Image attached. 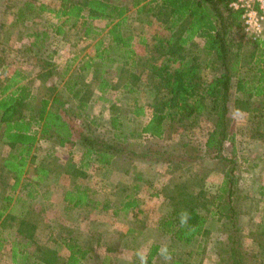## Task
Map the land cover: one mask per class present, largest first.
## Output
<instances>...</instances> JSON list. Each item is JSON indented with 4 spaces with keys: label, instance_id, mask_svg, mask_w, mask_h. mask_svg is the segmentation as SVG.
Segmentation results:
<instances>
[{
    "label": "trees",
    "instance_id": "1",
    "mask_svg": "<svg viewBox=\"0 0 264 264\" xmlns=\"http://www.w3.org/2000/svg\"><path fill=\"white\" fill-rule=\"evenodd\" d=\"M56 1L53 7L40 3L37 8L53 12L63 23L72 19L75 24L82 19L83 35L96 38L94 53L78 59L77 72L68 77L66 90L57 91V77L63 75L56 74L53 53H46L43 48L51 24L25 33L29 41L24 51H33L34 65L40 68V78L44 81L37 86L43 87L34 89L28 75L17 68L2 76L8 62L0 49V171L3 173H0V189H7L0 206V227L5 229L8 220L11 231L7 234L17 232L29 241L35 237L37 222L30 220L31 211L17 213L8 206L15 190L18 194L22 192L27 200L49 195L47 186L40 185V191L38 186L55 167L36 163L33 165L35 177L27 179L24 175L38 140L53 137L60 145L77 143L81 149L78 165L69 160L65 165H55L62 167L60 178L68 180L63 191L64 211L72 215L74 210L86 208L89 213L105 211L109 217L103 219L96 214L95 217L104 222L101 230L94 229L95 217L88 219V229L92 231L86 237L79 230L61 237L60 242L67 249L65 255L51 249L56 240L49 245L38 243L32 252L33 258L13 245L12 263L117 264L110 262L109 242L119 248L114 252L117 255L125 247L136 252L138 230L131 227L121 230L115 226L119 218H127L131 213L136 216L140 183L145 182L138 163L150 159L166 167L168 174L159 188L164 197V209L154 228L159 232L157 235H169L167 247L175 245L176 241L196 242V254L205 252L207 234L216 228L221 232V237L213 243L217 264H250L252 258L264 264L261 221L259 234L252 237L260 251L248 250L245 246L248 236L239 232L243 229L239 222L240 201L245 196L237 186V172L244 167L237 166V137L228 129L231 110L239 109L245 112L247 121L253 123L254 130L264 135V34L243 40L242 11L229 5L232 0ZM35 5L34 0H21L13 11V20H25L27 12L37 11ZM131 12L140 24L155 25L151 41L145 35H138L146 56L134 42L136 34ZM87 19H103L105 23L98 28L87 23ZM63 26L52 23L51 27L60 34L65 31ZM195 36L202 37L201 52L208 56L204 66L211 70L208 77H204L197 56L188 51ZM115 79L121 81L122 93L113 99L105 94L114 88ZM95 94L106 105L105 114L90 109L83 111ZM69 97L76 101L74 107L68 105ZM146 107L151 109L148 120H144ZM203 121L207 128L198 133L195 128ZM170 122L176 123L174 129L178 136L164 146L161 140ZM100 125L107 129L100 131ZM93 131L102 135H95ZM147 135L156 137L158 142H148ZM130 142L142 145L143 150L126 149ZM226 145L230 146L227 153L223 151ZM208 148H214L215 154H207ZM121 153L131 154L137 160L131 171L133 182L121 179L118 172L111 174L108 191L101 192L102 197L97 198L98 191L88 183V169L100 172ZM219 158H225L229 165L220 186L211 187L206 179L211 167H204L205 160ZM187 180L190 183L186 184ZM21 198L22 195H17L14 200ZM182 212L189 214L185 227L180 225ZM11 220L15 221L11 223ZM4 238L0 237V250ZM87 238L94 243L93 247L86 245ZM159 250L160 244L152 242L146 250L148 264H186L185 256H177V250L171 249H168V261L158 263ZM134 264H139L138 259Z\"/></svg>",
    "mask_w": 264,
    "mask_h": 264
},
{
    "label": "rangeland",
    "instance_id": "2",
    "mask_svg": "<svg viewBox=\"0 0 264 264\" xmlns=\"http://www.w3.org/2000/svg\"><path fill=\"white\" fill-rule=\"evenodd\" d=\"M21 0H0V22L3 21V24H0V49L1 51L5 52L6 59L8 64L5 66L6 69L4 70V73H2V76H5V74L11 72L12 69L17 68L23 71V73L27 74V79L32 80V85L35 87L34 89H37L38 87H43L42 85H39L41 82L44 83L43 80H41L42 75L40 74V68L38 65H34L33 62V51H24L25 46L29 41V38L27 35H25L26 32H30L32 29H38L42 30L46 24H51L47 28V36L44 41V51L46 53L55 51V47L57 45H60L61 42L64 44L67 42H79V40L82 41V43H85L84 37H83V31H84V24H82V19H78V21L75 22V24H72V19L68 22L63 23L61 20L57 19L53 12H50L49 10L39 11L37 8V5L40 3L46 4L48 7H53L57 4L56 0H34L35 2V9L36 12H27V18L23 20L22 22H16L14 21V15L13 11L15 10L16 6L19 5V2ZM15 3V5H12ZM133 15V17H132ZM130 17L133 19H130L133 21V27L136 34V37L134 38V42H136L137 45H139V50L141 51V54L143 56H146V52H143V46L139 44V36L138 35H145L149 41L150 36L152 32L155 29V25H147L145 23L140 24L136 20L135 14L133 12L130 13ZM35 19V20H34ZM38 20V22H35ZM62 22V23H61ZM91 22L93 25L97 26L98 28L102 27L105 23V20H89L87 19V23ZM56 23H60L61 25H64L65 27L64 33H56L54 32L53 28L51 27ZM164 32V31H162ZM243 35V40L248 38V34L245 33V31L242 29L240 32ZM21 36V37H19ZM88 42H93V38L87 37ZM90 39V40H89ZM80 43V44H82ZM201 45H202V37L201 36H195L188 45V51L191 55H196L199 59L201 66H202V73L204 77H208L211 74V70L209 67L204 66V62L207 61L208 56H205L201 52ZM58 48H60L58 46ZM46 49V50H45ZM54 54V53H53ZM195 56V57H196ZM44 57V56H43ZM4 67V68H5ZM41 75V76H40ZM41 77V78H40ZM46 85L49 84V81L45 83ZM62 91V90H61ZM61 97H63V94L60 92ZM108 97H111L114 99V96H116L115 92L110 91L106 93ZM92 101V105L90 108L86 106L83 111L89 110L92 112H101L106 113V105L102 104L101 99L96 97V94L90 99ZM76 103V101H74ZM69 97L68 99V105L71 107L75 106L74 103ZM107 103V102H106ZM173 125V127H172ZM228 129L230 132H233L237 137V149H236V155L235 159L237 160V166L238 167H247L243 168V174H248L250 177H253L256 179L259 178L261 181H264V135H260L259 132L255 131L253 128V123L248 122L246 119V114L244 111H241L239 109H233L231 110L230 117H229V124ZM201 126V128H200ZM196 127L195 130H197L198 133H202L201 131H205L207 128L206 122H202L201 125ZM99 130L103 131L107 128L104 125L99 126ZM176 127L175 122H170L167 124V137L162 138L161 144L164 146L167 144H171L170 141H172V136H174V128ZM200 128V129H199ZM252 131H255V133H252ZM93 133L95 135H98L99 133L96 131ZM102 135V134H99ZM77 140V137H76ZM151 143H157L158 139L155 138L153 140H150ZM32 153L30 154L28 158V165H27V171L25 173V177L27 179H32L35 177V167H33L34 164H40L43 162L47 166L55 167L54 169L49 172L47 177L43 179L38 188L39 191L40 185L47 186L50 189L49 195L47 196H38L36 199L33 200H27L26 197L20 192L18 194V191H14L13 199L11 200L8 208L11 209L13 212H21L22 214L27 211H31L29 213V218L32 221L37 222V227L35 228L34 235L35 237L33 239H30V241L27 239V237L23 236L22 234H19L17 232H13L12 234H7V232H10V226L7 225L10 223L8 220L5 221V229L0 227V237H5L2 245V249L0 250V264H13L10 258V250L11 247L14 245L19 251L21 249L24 251V253L29 254L30 258H33V250L37 247L38 243H44L48 244L51 242H59L58 245L54 246L51 249H54L57 254L65 255L67 253L66 247L61 244L60 238L65 236H70L76 233L78 230L80 233L83 234L84 237L88 235L89 231L92 230L88 229V223L90 219L94 218L96 216V212H88L86 211V208H82L81 210H74L72 212V215H68L65 211L63 206L61 205L63 201V191L64 187L67 184L68 180L63 178H60V171H62V167H56V164L65 165L68 160L71 162L76 163L77 165L80 163L81 159V149L80 145L77 143L71 144H64L60 145L58 143V140L56 137L50 138V139H40L34 146ZM126 149H134L136 151H142V145L134 142H130L126 144ZM179 149V148H178ZM212 149H207L206 153L210 156L215 154V151ZM181 150V149H180ZM230 150V146L226 145L223 148V151L227 153ZM119 159H112V167H106L102 169L100 172L98 171L93 172L91 169H88L89 173V181L88 183L91 185L93 189L98 191L96 193V197L100 198L102 197L101 192L108 191L107 182L111 179L110 175L117 173L119 170L126 169V176L125 180L129 182L130 184L133 182V174H132V161L133 156L130 155H124L120 154L118 155ZM135 158V157H134ZM136 159V158H135ZM2 156L0 155V165H1ZM229 165V162L224 158H219L218 160L210 159L205 160L204 167H227ZM118 172V175H121V179H123V174L121 172ZM238 171V170H237ZM239 171L237 172L239 174V180L243 181L247 184V179H249V176H244ZM1 174H3L0 171ZM251 173V174H250ZM125 175V174H124ZM150 175L156 180V183H158V186H160L164 181V177H159V174L153 170ZM190 183V180L186 181V184ZM7 189H0V206L3 202V197L6 195ZM255 192V191H253ZM155 192L152 191L151 194H154ZM241 193V188H240ZM17 195H22V198L18 201H15V197ZM258 195H255L252 193L246 198H242L240 201V209H241V215L239 216V222L241 227L248 228L251 221L253 223H259L255 222V220L252 218V216H255L257 214H246L247 212H252V210L256 207L259 208L260 206H263L261 204V201L259 199ZM22 200H26L28 202H22ZM163 206V205H162ZM65 207V206H64ZM154 209L147 212L142 216L141 209H136L137 214L140 215L136 218L131 213L127 218H119V220L116 223V228L121 230H126L127 228H138V229H145L148 231L146 236L142 235H136L135 241L138 243V249H136V252L131 250L130 248H122L121 251L118 253H114L115 251H119L118 247H115V245L110 240H107L109 242L108 246V255L110 256V262L111 263H117V264H134V261L137 258V251L143 250L146 252V248L148 245V238L147 236H150L152 234V225L156 222V211L155 207L156 205L152 206ZM31 209V210H30ZM151 209V208H150ZM34 211V212H33ZM35 213L36 214L35 216ZM66 213V214H65ZM107 212L103 211L102 213L99 212L97 215L100 214V216L105 219L109 217V213L105 214ZM136 214V215H137ZM248 216V219L245 218ZM98 217V216H97ZM94 223V229L101 230L104 227V222L102 218H97ZM37 219V220H35ZM89 219V220H88ZM15 221V220H14ZM11 220V223L14 222ZM264 224V220L262 221ZM151 229V230H148ZM258 228H260L258 226ZM139 230V231H140ZM153 237H150V240L152 241H159L160 243H169V235L167 234H161L152 235ZM94 237V236H93ZM96 237V236H95ZM125 238H129L130 236H124ZM264 238V235H262ZM249 238V237H247ZM245 238V246H249V239ZM86 245L93 247L94 243L90 242L89 238L86 240ZM55 242V243H56ZM91 243V244H89ZM183 243L178 244L176 246V254L177 256H183L185 255L186 262L189 264H211L214 260L215 262V255L211 253L210 251L204 252V254L201 255V253L188 258L186 256V250L188 249L187 246H181ZM181 246V247H180ZM192 247L191 245H189ZM100 250V249H99ZM106 251H104L105 253ZM20 255V254H19ZM117 255V256H116ZM120 257V258H118ZM29 258V260H30ZM194 258L193 261H191ZM204 260V261H203ZM168 260H164L161 256H158L157 262H163L166 263ZM213 262V264H214ZM251 262L250 264H257L256 260L253 258L249 260Z\"/></svg>",
    "mask_w": 264,
    "mask_h": 264
},
{
    "label": "crops",
    "instance_id": "3",
    "mask_svg": "<svg viewBox=\"0 0 264 264\" xmlns=\"http://www.w3.org/2000/svg\"><path fill=\"white\" fill-rule=\"evenodd\" d=\"M83 37L85 38L84 39L85 43H82V41L79 40V42H77V43L76 42H71V43L67 42V44L66 43L64 44L63 43L64 41H63V42H61L60 45H57L55 47V51L53 50V53H54L53 54V60L55 61V65H56V74H58L60 76L63 75V77H60L59 79L57 77V81H56V86H57L56 90L57 91H60V90L65 91L66 90V85L68 84L67 83L68 77H73L75 75V73L77 72V68L75 67V65H76L78 59L81 58L84 54H91L92 55L94 53L93 43L95 42L96 38H93V42L90 43V41H91L90 39H89L90 41L88 42V38L85 37L84 35H83ZM80 43H82V44H80ZM58 46L60 48H58ZM74 54H78V56L76 58H74L73 57ZM113 87L114 88H112L111 91L115 92L116 95H118L120 92L122 93V90H121L122 86H121L120 80L115 79ZM91 105H92V101L89 103L88 107L90 108ZM145 110H146V113L144 114V120H148L150 118V115H151V109L146 107ZM174 131L175 132H174V136H172V138H173L172 141L176 140V138L178 136L176 130H174ZM167 135H168V132H167V128H166V131H165L163 138L167 137ZM147 137H148V142L150 140H153L156 138V137H153L151 135H147ZM172 141H170V142H172ZM208 149H212V148H208ZM118 155H120V154H116L113 158L118 160L119 159ZM136 162H137V160L133 156L132 168ZM138 164H139L138 168L142 171L145 182H143V184L140 183L142 189L140 188L141 190L138 193V198H137L138 206L135 209L140 208L141 209L140 213L143 214L142 216H144L145 213L154 209L152 207L153 205H156L155 211H156L157 217H156L155 224L152 225L153 226L152 229H153L156 226V223H157L159 216L163 213L164 206H162V205H163L164 197L162 196V194L159 193L160 186H158V183H156L155 177L153 178L150 175V173L153 170H155V172H157L159 174V177L163 176L164 179L165 178L167 179L168 174L166 172V167H164L163 165L159 166L157 163L151 161L150 159L146 160V161L142 160ZM109 167H112L111 163H110ZM244 168H247V167H244ZM226 169H227V167H212L210 169V172L207 175V178H206L207 184H209L211 187L220 186V184L223 182L224 173H225ZM124 171H126V169H123L120 171L121 173L125 174V175L123 174V179H125V176L127 174L126 173L127 171L126 172H124ZM241 171H243V168H240V172ZM241 173L243 174V172H241ZM246 175L249 176L248 174H246ZM246 175H244V176H246ZM247 181H248L247 184L244 182V180L243 181L238 180V182H237V186L239 188H241V194H243L245 196V198L248 197L252 193L254 194V196L258 195V197H260L259 199L261 201V204L264 205V181H261L259 178L256 179V177L253 178L250 176H249V179H247ZM152 191H154L155 193L151 194ZM253 191H255V192H253ZM61 205L64 208L65 202H63ZM245 213L249 214V215H252L254 213L257 214L255 216H252V218L255 220V222L261 221V223H262V221L264 220L263 219V215H264L263 206H260L259 208L255 207L252 210V212H248V211L246 212L245 211ZM139 215L140 214L138 213L134 218L138 217ZM245 218L248 219V216ZM258 226H259L258 223H253L251 221L248 228L240 229V231H239L240 234L247 235L249 237L247 239H249L250 243H249V246L247 247V249L250 251L255 250V248L258 250L260 249L259 246L257 245V243L255 242V240L253 241V239H252L253 236H257L260 232V229L258 228ZM133 229L138 230V232H137L138 235L146 236V234L148 233V231H146L145 229H141V230L138 228H133ZM148 230H151V229L148 228ZM153 230L154 231H152V234H150V236H147L149 238H148V241H146V242H148L146 250H148V248L152 244V242H158L160 244V249H161V247H165V246L167 247L168 243H160L157 240H155V241L150 240V237L151 238L153 237L152 235L159 233L156 229H153ZM220 233L221 232L216 228L212 229L211 231L209 230V232L207 234V239L205 241L206 242L205 246L203 244V246L206 247L205 252L208 250L211 253H213V255H215V262L213 260L214 264H217L218 258H217L213 243H214L215 239L221 237ZM169 240H170V237H169ZM198 240H199V237H198ZM181 243H183V242L176 241L175 245H171L170 248L167 247V249L176 250V246L178 244H181ZM56 245H58L57 242H56ZM189 245H191L192 247H190ZM181 246H187L188 249L186 250V256L188 258L197 255L196 251L198 249H197V243L196 242H195V244L183 243ZM199 253H201V255L204 254V252H202V251ZM193 260H194V258L191 261H193ZM213 262L211 264H213ZM257 263L260 264L259 260L257 261ZM186 264H189V263L186 262Z\"/></svg>",
    "mask_w": 264,
    "mask_h": 264
},
{
    "label": "built area",
    "instance_id": "4",
    "mask_svg": "<svg viewBox=\"0 0 264 264\" xmlns=\"http://www.w3.org/2000/svg\"><path fill=\"white\" fill-rule=\"evenodd\" d=\"M229 5L241 9L242 28L249 37L264 34V0H232Z\"/></svg>",
    "mask_w": 264,
    "mask_h": 264
},
{
    "label": "clouds",
    "instance_id": "5",
    "mask_svg": "<svg viewBox=\"0 0 264 264\" xmlns=\"http://www.w3.org/2000/svg\"><path fill=\"white\" fill-rule=\"evenodd\" d=\"M188 220H189V214L187 212H182L180 214V225H181V227L187 226ZM136 255H137L139 264H148V254L145 251L138 250ZM159 255L164 260H168L170 258L169 252H168V249L166 246L161 247V249L159 250Z\"/></svg>",
    "mask_w": 264,
    "mask_h": 264
}]
</instances>
